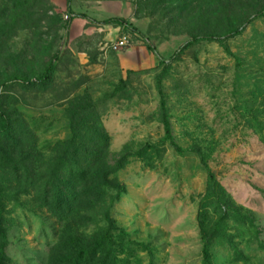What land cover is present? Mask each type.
<instances>
[{"label":"rangeland","instance_id":"1","mask_svg":"<svg viewBox=\"0 0 264 264\" xmlns=\"http://www.w3.org/2000/svg\"><path fill=\"white\" fill-rule=\"evenodd\" d=\"M205 246L264 264V0H0V264Z\"/></svg>","mask_w":264,"mask_h":264},{"label":"trees","instance_id":"2","mask_svg":"<svg viewBox=\"0 0 264 264\" xmlns=\"http://www.w3.org/2000/svg\"><path fill=\"white\" fill-rule=\"evenodd\" d=\"M120 23H123V19H120V18H117V19H114ZM213 36H206L205 38L207 39H211ZM198 39V38H196ZM53 69V65H50L46 72L40 76V79H49L51 77V71ZM163 109H164V112H163V124H164V127H165V133H166V138L168 140H171L172 142H174V137H173V133H172V127H171V121L169 119V116L168 114L166 113L165 111V103H163ZM108 237H110V235H108ZM204 260H205V263L206 264H211V260H210V252H209V247L208 246H205L204 247Z\"/></svg>","mask_w":264,"mask_h":264},{"label":"built area","instance_id":"3","mask_svg":"<svg viewBox=\"0 0 264 264\" xmlns=\"http://www.w3.org/2000/svg\"><path fill=\"white\" fill-rule=\"evenodd\" d=\"M132 40H133L132 38L127 36L120 37L116 42L112 44L111 48L112 50L120 51L122 49L129 47L132 43Z\"/></svg>","mask_w":264,"mask_h":264}]
</instances>
